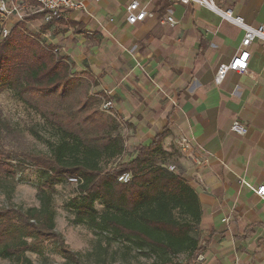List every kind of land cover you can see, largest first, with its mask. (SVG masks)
I'll use <instances>...</instances> for the list:
<instances>
[{"label":"crops","instance_id":"0c3cea01","mask_svg":"<svg viewBox=\"0 0 264 264\" xmlns=\"http://www.w3.org/2000/svg\"><path fill=\"white\" fill-rule=\"evenodd\" d=\"M132 1L84 0V9L47 20L28 0H5L18 9L2 18L11 29L23 22L69 60L74 73L93 76L95 89L108 92L125 124L124 161L168 128L162 147L174 154L175 170L202 208L203 260L195 264H264V196L256 191L264 185V43L249 46L254 78L229 71L218 84V66L241 48V26L213 8L174 0H138L152 15L132 24ZM213 2L249 25L264 24V0ZM167 15L178 23H163ZM235 120L248 128L246 135L232 130ZM182 136L191 141L189 151L181 148Z\"/></svg>","mask_w":264,"mask_h":264},{"label":"trees","instance_id":"16d2710c","mask_svg":"<svg viewBox=\"0 0 264 264\" xmlns=\"http://www.w3.org/2000/svg\"><path fill=\"white\" fill-rule=\"evenodd\" d=\"M28 1L38 5L37 0ZM2 25L0 14V30ZM84 78L94 79L74 73L69 60L30 34L23 22L0 38V92L13 90L63 133L49 153L35 152L23 144L18 128L0 119V179L15 178L24 166L47 176L38 187L39 205L0 206V256L16 259L14 264H35L26 253L43 254L44 242L51 240L58 242L62 257L78 260L56 229L52 203L54 183L73 176L83 181L69 203L75 222L130 243L153 258L150 264H195L202 250L198 232L202 208L182 171L170 169L178 162L162 147L168 128L149 144L140 143L137 153L124 161L125 124L98 108L100 93L90 96L88 89L78 93ZM124 172L132 173L128 183L118 181ZM97 200L102 210L95 206ZM180 254L185 260L175 261Z\"/></svg>","mask_w":264,"mask_h":264},{"label":"rangeland","instance_id":"374dc122","mask_svg":"<svg viewBox=\"0 0 264 264\" xmlns=\"http://www.w3.org/2000/svg\"><path fill=\"white\" fill-rule=\"evenodd\" d=\"M5 25L11 28L9 24L5 23ZM83 80L78 93L83 94L85 89H88L90 96L100 93L102 101L98 104V108L105 112L102 108V96L107 98L106 93L95 89L94 79ZM1 118L7 119L18 128L25 138L23 144L35 152L49 153L52 143L58 141L63 134L48 117H44L32 105L20 99L11 89L0 92ZM46 178V174L34 166H24L15 178L3 177L0 179V206L14 205L27 209L39 205L38 187ZM54 187L52 203L56 229L63 234L66 243L77 253L78 260L71 262L62 257L58 242L49 240L44 242L43 254L26 253L35 264H150L153 261V258L143 255L130 243L111 239L107 231H100L85 223L74 221L76 213L69 203L79 194L78 185L61 179L54 183ZM95 206L99 210L103 208L100 200L95 202ZM185 258L184 254H180L175 261L182 262ZM3 263L14 264L17 260L0 256V264Z\"/></svg>","mask_w":264,"mask_h":264},{"label":"built area","instance_id":"2783aa9c","mask_svg":"<svg viewBox=\"0 0 264 264\" xmlns=\"http://www.w3.org/2000/svg\"><path fill=\"white\" fill-rule=\"evenodd\" d=\"M177 3L184 5L198 4L205 5L207 7L215 9L225 20L232 22L238 26H241L244 30V37L242 40L241 48L239 51L231 58L229 62L221 63L215 74V82L220 84L224 80L226 74L229 71H237L242 73H247L251 77H255V74L249 72V57L250 50L249 46L256 41H261L264 43V24L259 26H252L246 23L244 18L240 15H234L231 8L221 9L216 7L213 0H174ZM38 6L41 11H46L47 20H59L63 17L64 13L68 10H80L85 8L84 0H37ZM18 6L14 5L8 7L5 0H0V14L2 17L10 15L12 12L17 11ZM127 20L128 22L135 24L139 21L144 20L147 16H151L152 13L148 12L145 7L140 6L138 0H133L127 7ZM163 23L175 26L178 21L173 15H167L162 20ZM11 32V28L7 27L4 23L0 30L1 38L7 37ZM56 52V51H55ZM108 93V92H106ZM103 98L102 108L105 112L116 115L114 112V105L111 98ZM117 116V115H116ZM232 130L239 135H246L248 133V128L243 125L240 121L235 120L232 124ZM180 145L184 151H189L192 148L191 141L187 136H182L180 138ZM170 169L175 170V166L171 165ZM132 178L131 172H124L118 176V181L123 183H128ZM68 181L80 185L83 181L80 177H68ZM256 191L261 196H264V185H260L256 188ZM227 221V219H225ZM198 260H203V256H198Z\"/></svg>","mask_w":264,"mask_h":264}]
</instances>
